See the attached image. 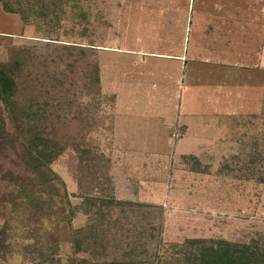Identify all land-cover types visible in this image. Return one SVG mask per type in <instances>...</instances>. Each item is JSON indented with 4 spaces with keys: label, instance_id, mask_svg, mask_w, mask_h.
I'll use <instances>...</instances> for the list:
<instances>
[{
    "label": "rangeland",
    "instance_id": "1",
    "mask_svg": "<svg viewBox=\"0 0 264 264\" xmlns=\"http://www.w3.org/2000/svg\"><path fill=\"white\" fill-rule=\"evenodd\" d=\"M146 1L155 0H34L26 21L10 0H0L1 78L10 84L6 97L21 126L13 130L0 100V264H34L24 256L28 245L55 247L66 264L72 233L93 223L74 197L78 157L97 152L108 158L111 186L90 193L155 206L157 240L168 250L191 239L243 243L264 232V165L221 170L241 145L256 139L264 148V106L255 120L241 116L211 129L197 123L183 130L174 121L119 115L128 101L124 88L120 93L121 69L112 68L119 75L113 85L105 77L106 65H115L108 62L130 52H184L188 17H227L231 7L251 22L253 55L260 53L264 0H159L156 11ZM250 44L244 41L243 48L250 51ZM256 77L264 96V74ZM30 132L63 150L51 165L57 178L40 190L29 189L25 166ZM69 210L75 213L71 223ZM76 259L91 261L86 251Z\"/></svg>",
    "mask_w": 264,
    "mask_h": 264
},
{
    "label": "trees",
    "instance_id": "2",
    "mask_svg": "<svg viewBox=\"0 0 264 264\" xmlns=\"http://www.w3.org/2000/svg\"><path fill=\"white\" fill-rule=\"evenodd\" d=\"M1 76L3 71L0 69V100L9 113L13 130L18 132L21 127L19 118L15 116L18 111L11 110L12 105L6 97L11 95V92H8L11 87ZM31 134L28 145L25 144L27 150L25 166L32 175L29 178L31 179L29 189L32 187L40 190L57 178L51 165L63 150L57 141L40 134ZM19 140L22 141V136ZM260 143V140L255 139L250 147L241 145L243 147L241 153L231 156L221 170H241L245 166L251 170L262 168L264 148H261ZM81 153L84 156L91 155L89 151ZM96 154L98 156L94 154L84 160L82 155L78 157L77 165L80 167L81 178L78 179L79 193L74 197L82 200L86 213L92 216L93 223L87 228L75 229L72 233L70 241L72 253L66 264H264V232L243 243L224 239H191L185 240L182 244L169 245V250L164 248L161 241L157 240L161 231L158 230L159 226L158 229L155 228L157 223V215L153 211L156 209L155 206L119 200L112 195H102V198H98L90 193L92 190H99L101 186H111L110 176H107L108 158L100 152ZM188 159L193 160L194 157L189 156ZM83 170L85 172L81 173ZM241 175L237 177L240 178ZM100 179L103 180L102 183ZM26 193L28 194V191ZM68 213L67 218L71 223L75 213L72 210ZM82 251L90 254L91 261L76 259L78 253ZM57 252L55 247L44 245L40 247L28 245L24 248V256L34 264H60Z\"/></svg>",
    "mask_w": 264,
    "mask_h": 264
},
{
    "label": "crops",
    "instance_id": "3",
    "mask_svg": "<svg viewBox=\"0 0 264 264\" xmlns=\"http://www.w3.org/2000/svg\"><path fill=\"white\" fill-rule=\"evenodd\" d=\"M228 13V20L205 12L193 18L185 53H146L138 68L131 52L122 60L109 61L115 64L111 65L114 69H121L120 93L124 88L128 98L119 115L148 118L161 125L174 121L183 130L197 123L211 129L215 122L227 118L257 119V101L262 96L256 75L264 74V48L257 66L243 62L241 38L235 35L243 31L251 34V25L236 12Z\"/></svg>",
    "mask_w": 264,
    "mask_h": 264
},
{
    "label": "flooded vegetation",
    "instance_id": "4",
    "mask_svg": "<svg viewBox=\"0 0 264 264\" xmlns=\"http://www.w3.org/2000/svg\"><path fill=\"white\" fill-rule=\"evenodd\" d=\"M33 1L34 0H10V3H11V7H12V10L14 11V12H17L18 14H21V16L23 17V19H25L26 21H27V19L29 18V11H34L33 9H32V6H30L32 3H33ZM66 2H70V3H76V4H78V2H79V0H65ZM145 1V0H144ZM147 2V1H146ZM157 2H159V0H155L154 2H151V1H149V2H147L148 3V5L151 7V8H153L154 9V11H156V10H158V9H160V7H159V5L157 4ZM159 4H161V3H159ZM137 5H139V3H137ZM14 8V9H13ZM232 9H230V10H234V8L233 7H231ZM239 10V9H238ZM240 11V10H239ZM229 12V11H228ZM241 12H242V10H241ZM220 13H218V17L219 18H223L224 20H228L229 18L228 17H223L222 15H219ZM200 15H198V14H195L193 17H188V19H187V21H188V23H187V28H186V33L184 34L185 35V45H186V48H187V43H189L188 42V39H189V37H190V29H189V26H190V24H191V20L193 19V18H195V17H199ZM206 16H209L208 14H207V12H206ZM238 17V16H237ZM208 18V17H207ZM239 18H241V19H246L247 17H244V16H242V17H239ZM244 22H245V20H244ZM248 23H251V22H249L248 21ZM146 30V29H145ZM150 31V30H149ZM146 33H148V31L146 32ZM237 38H241V42H240V45H241V48H242V53H243V55H242V58H243V62H246V63H250V64H252V65H254V66H257V64H259L260 63V58L263 56L262 55V53H263V48L261 49V51H260V53H256L255 52V56L253 55V47H254V44H252L253 42H254V39H256L255 37H253L251 34H249V33H246V32H244L243 31V33L242 34H239L238 32L236 33V35H235ZM249 38V39H248ZM250 41L251 42V50L250 51H248V50H245L244 48H243V42L244 41ZM186 48L185 49H182V50H184V53H185V50H186ZM183 52V51H182ZM176 53H178V51L176 52ZM133 54H135V58H136V67L138 68L139 66H138V63L140 62V60L142 59V57H143V55H146V53H144V52H133ZM173 55V54H172ZM141 58V59H140ZM108 64H110V63H108ZM106 66H108L107 68L109 69L108 71H106V74H105V77L107 78L108 77V83L109 84H111V85H113L116 81H117V77H119V75H117V74H114V72L112 71L113 69V67L114 66H111V65H106ZM111 73V74H110ZM114 74V75H113ZM112 75V76H111ZM110 86V85H109ZM108 86V87H109ZM257 103H258V106H257V110L259 111H261L262 110V108H263V106H264V96H262L261 97V99H260V102L259 101H257ZM261 105V106H260ZM257 113H259V112H257Z\"/></svg>",
    "mask_w": 264,
    "mask_h": 264
}]
</instances>
